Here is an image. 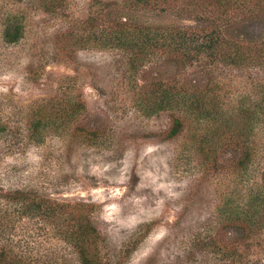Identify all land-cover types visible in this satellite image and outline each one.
Returning a JSON list of instances; mask_svg holds the SVG:
<instances>
[{"label":"rangeland","instance_id":"374dc122","mask_svg":"<svg viewBox=\"0 0 264 264\" xmlns=\"http://www.w3.org/2000/svg\"><path fill=\"white\" fill-rule=\"evenodd\" d=\"M95 1L0 0V247L29 264H82L50 223L21 218L3 199L23 190L92 205L105 264H222L209 246L226 240L219 209L260 184L264 123L255 125L247 173L204 165L196 148L201 124L186 120L184 132L170 139L174 113L147 116L140 109L139 91L150 76L130 70L126 54L81 46L71 35L88 33ZM13 23L22 25L23 37L12 44L6 35ZM253 29L260 33L264 24ZM164 62L148 70H164ZM205 63L226 108H252L264 98L262 67ZM76 102L86 105L77 119L54 118ZM36 119L40 133L32 135ZM93 129L98 137L90 141ZM250 245L243 262L264 264V233Z\"/></svg>","mask_w":264,"mask_h":264},{"label":"trees","instance_id":"16d2710c","mask_svg":"<svg viewBox=\"0 0 264 264\" xmlns=\"http://www.w3.org/2000/svg\"><path fill=\"white\" fill-rule=\"evenodd\" d=\"M261 22L264 24V0H97L85 21L88 33L71 35L81 46L126 54L130 70L151 78L139 91L141 111L147 116L173 112L170 139L184 132L186 120L201 124L204 130L196 148L203 164L245 174L254 163L252 140L255 125L264 123V98L252 108H226L215 92L213 72L205 62L264 69V30L259 33L253 29ZM22 37V25L8 27V43H17ZM159 60L166 61L160 65L164 70H148ZM197 63L205 65L203 71L184 79ZM173 77L182 79L173 84ZM43 108L38 109V117ZM84 111L86 105L76 102L68 110L55 113L54 118L77 119ZM41 124V119L32 121V135L40 133ZM88 132V140L98 137L94 129ZM3 199L17 208L21 218L50 223L55 234L77 252L82 264H105L92 205L61 204L23 190L7 193ZM219 214L226 240L214 238L209 246L221 254L222 264H237L238 259L239 264H245L250 242L264 233V167L260 184L242 200L224 202ZM0 264L29 263L10 255L7 247H0Z\"/></svg>","mask_w":264,"mask_h":264}]
</instances>
